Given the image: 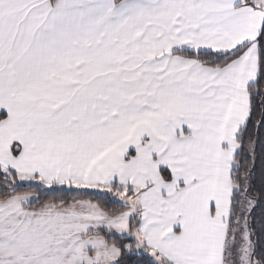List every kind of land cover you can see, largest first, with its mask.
I'll return each mask as SVG.
<instances>
[{
    "label": "snow or ice",
    "instance_id": "snow-or-ice-1",
    "mask_svg": "<svg viewBox=\"0 0 264 264\" xmlns=\"http://www.w3.org/2000/svg\"><path fill=\"white\" fill-rule=\"evenodd\" d=\"M0 264H264V0H0Z\"/></svg>",
    "mask_w": 264,
    "mask_h": 264
}]
</instances>
